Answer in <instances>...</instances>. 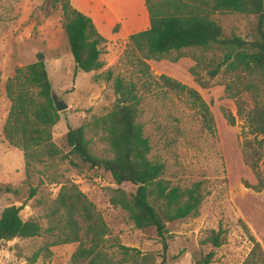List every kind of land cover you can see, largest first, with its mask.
<instances>
[{
	"label": "rangeland",
	"instance_id": "1",
	"mask_svg": "<svg viewBox=\"0 0 264 264\" xmlns=\"http://www.w3.org/2000/svg\"><path fill=\"white\" fill-rule=\"evenodd\" d=\"M53 0H0V214L10 206L21 209L22 220H36L41 234L30 239H14L0 248V264H70L76 244L53 245L60 234L62 222L52 215L59 190L74 185L101 214L108 228L102 249L114 264H154L161 262V244L154 229L138 230L127 214L109 204L116 189L130 195L135 187L124 183L116 185L111 176L98 169L82 165L69 154L64 137L69 128H77L93 117L110 111L115 96L112 81L104 80L108 72L113 78L137 84L141 97L137 122L143 126L144 136L151 150L148 158L162 163V179L171 187L189 189L202 183L206 197L196 217H188L166 225L168 249L165 264H193L208 252H214L211 264H241L248 256L252 244L239 220L248 228L257 242L264 243V192L255 193L243 184L256 185L252 172L244 165L241 155V122L231 127L225 113L235 114L234 102L224 97V85L234 75L224 67L210 80L208 67L220 63L223 52L211 50L203 55L204 66L196 67L191 54L177 63L167 60L146 61L152 79L166 76L188 89L196 91L207 105L212 117L211 130L204 127L199 109H195L185 96L168 92L152 79L145 77L138 63L139 55L128 44L129 35L120 34L114 25L104 36L101 45V70L84 74L75 72L67 39L63 31V18ZM87 4L88 0H75ZM213 19L221 26L225 38L250 40L255 18L232 13H218ZM100 18L95 19L99 27ZM148 26L146 29H148ZM42 58L52 92L68 106L60 113L59 122L52 128V140L61 156L44 165H34L30 178L25 175L22 152L10 146L3 138L2 128L11 103L4 86L14 77L17 69ZM201 75L209 83L201 88L191 74ZM98 76L101 78L97 79ZM249 79H243L245 85ZM259 85L260 105L264 109V85ZM91 152L98 157H110L108 148L99 136L86 133ZM264 154V146H263ZM69 161L77 164L71 166ZM9 187L15 193H5ZM32 189L36 190L29 197ZM219 224L226 230L225 243L218 249L204 244L207 233L217 230ZM122 248L128 249L125 254ZM150 263V262H149Z\"/></svg>",
	"mask_w": 264,
	"mask_h": 264
},
{
	"label": "trees",
	"instance_id": "2",
	"mask_svg": "<svg viewBox=\"0 0 264 264\" xmlns=\"http://www.w3.org/2000/svg\"><path fill=\"white\" fill-rule=\"evenodd\" d=\"M59 6L63 18V31L67 39L75 72L88 74L99 71L104 64L100 59L101 45L106 39L98 32L93 21L74 9L71 0H53ZM149 28L129 36L128 44L139 55L140 72L148 79L146 61L167 60L177 63L191 54L195 68L204 66L203 55L211 50L222 51L220 63L211 64L207 75L213 80L224 67L234 78L224 85V97L234 102L235 114L225 113L229 126L241 122V155L244 165L252 172L256 185L244 183L245 189L264 192V109L260 105V89L254 81L264 85V0H146ZM218 13H232L255 18L250 40L238 37L225 38L221 26L213 19ZM196 83L208 88L201 75L191 70ZM101 78L98 76L97 79ZM249 79L245 85L243 79ZM112 81L115 102L108 113L93 117L89 122L69 128L64 140L69 154L82 165L108 173L118 186L128 183L135 187L133 194L116 189L109 197V204L125 212L138 230L154 229L160 240L162 254L160 264H165L168 249L166 225L188 217H196L206 194L202 183L189 189L171 187L162 179L164 166L151 161L150 144L144 136L143 126L137 122L141 97L137 84L108 72L104 78ZM177 96L191 100L200 113L204 127L211 130L212 117L200 95L174 79L160 76L152 79ZM4 90L11 106L2 128L4 140L23 154L25 175L30 178L34 165L52 163L57 158L65 161L52 140V128L59 122L60 114L54 108L44 62L17 69L13 78L5 83ZM99 136L108 148L110 157H98L91 152L86 133ZM71 166L76 167L73 161ZM5 193H15L5 187ZM1 191V189H0ZM36 190L32 189L29 197ZM21 209L5 208L0 214V248L14 239H30L41 234L40 224L34 220H22ZM52 215L62 222L60 234L53 245L76 244L70 264H114L104 253L102 246L108 228L101 214L74 185L63 186L58 192ZM252 248L242 264H264V251L239 220ZM226 230L219 224L210 230L204 240L213 249L225 243ZM125 254L128 249L122 248ZM214 252L210 251L193 264H211ZM150 262V263H149ZM147 264H154L147 260Z\"/></svg>",
	"mask_w": 264,
	"mask_h": 264
},
{
	"label": "crops",
	"instance_id": "3",
	"mask_svg": "<svg viewBox=\"0 0 264 264\" xmlns=\"http://www.w3.org/2000/svg\"><path fill=\"white\" fill-rule=\"evenodd\" d=\"M71 0L74 9L88 16L94 23L100 18L98 32L104 37L114 25L120 26V34L133 35L147 30L149 19L146 0H88L87 4H77ZM149 28V27H148ZM105 38V37H104ZM264 251V243L260 241ZM243 263V262H242ZM241 263V264H242Z\"/></svg>",
	"mask_w": 264,
	"mask_h": 264
},
{
	"label": "water",
	"instance_id": "4",
	"mask_svg": "<svg viewBox=\"0 0 264 264\" xmlns=\"http://www.w3.org/2000/svg\"><path fill=\"white\" fill-rule=\"evenodd\" d=\"M39 61H42V58L39 59ZM51 99L54 105L55 110L57 111L58 114H60L61 112L67 110L68 106L66 105V103L61 100L57 94L55 93H51Z\"/></svg>",
	"mask_w": 264,
	"mask_h": 264
}]
</instances>
